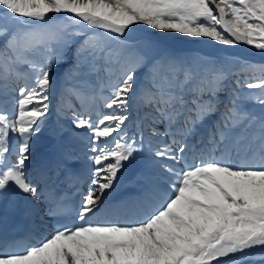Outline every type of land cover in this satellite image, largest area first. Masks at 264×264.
I'll return each instance as SVG.
<instances>
[{
	"label": "snow or ice",
	"instance_id": "obj_1",
	"mask_svg": "<svg viewBox=\"0 0 264 264\" xmlns=\"http://www.w3.org/2000/svg\"><path fill=\"white\" fill-rule=\"evenodd\" d=\"M62 13L70 24L52 23L50 14ZM137 23L223 45L243 42L264 53V0H0V194L15 188L48 199L29 182L27 167L31 141L49 111L53 72L72 38L83 37L65 79L103 68V107L112 110L94 120L86 101L95 97L78 85L63 88L62 98L75 97L83 109H73L72 124L90 134L95 165L75 209L81 223L58 227L22 250H0V264H233L237 254L246 257L264 246V76L237 78L227 102L221 101L234 75L224 64L163 57L149 62L120 39ZM244 101L262 111H251ZM133 103L148 109L151 137L171 138L150 149L166 186L153 190L152 204L135 224L90 223L124 163L144 148L143 131L138 138L127 130ZM217 113L206 142L201 140L200 163L187 164L186 153L196 148L189 139ZM158 124L165 125L163 132ZM181 161L182 169L176 167ZM67 163H73L70 157ZM59 208L50 205L47 214L55 217Z\"/></svg>",
	"mask_w": 264,
	"mask_h": 264
},
{
	"label": "bare ground",
	"instance_id": "obj_2",
	"mask_svg": "<svg viewBox=\"0 0 264 264\" xmlns=\"http://www.w3.org/2000/svg\"><path fill=\"white\" fill-rule=\"evenodd\" d=\"M131 31H127L125 36L121 39L134 42L137 36H143L158 42V46L167 44L172 49L181 52L199 53L204 56L213 57L217 53L223 55H230L232 57L240 58L241 60L253 64L264 63V53L255 49L254 45H247L243 42H237L235 45H223L219 42H213L210 38H197L188 39L181 36L161 37L159 33H154L146 28L130 26ZM23 71V70H21ZM60 67L53 72V88L50 99L54 100L53 103H58L61 106V100L58 101V96L61 97V89L58 85V78ZM139 85V79L137 80ZM89 85V84H87ZM81 89V88H80ZM87 88L81 91L88 97H95V100H88L86 104L89 106L90 111L93 113L95 120L97 115L109 113L112 110L103 107L104 97L107 93L102 87L98 91L86 92ZM106 92V93H105ZM105 93V94H104ZM65 103L60 108V112L66 114L68 118H73L70 114V109H75L83 114V109L80 107V102L75 97L64 95ZM63 101V100H62ZM135 104V103H133ZM11 107V106H10ZM137 107L141 110V123L146 124L145 128L149 129V121L145 118L147 108L140 107L138 104L132 105L129 115L130 119L126 122H136L133 118V108ZM222 109V108H221ZM251 111L259 114L262 109L256 105ZM219 116V113H218ZM218 119V117H216ZM210 118L205 124L198 129L197 136L189 139V144H195L194 150L190 149L186 155L185 160L189 165L200 163L201 148L207 140L208 133L215 120ZM71 121V120H70ZM54 124L48 128L50 139L47 141L41 134H37L31 141V150H35V160L31 164L33 167H27V177L30 181H37L39 183L38 190L44 192L45 196L51 198L55 192L60 188L69 187L72 184L73 173H76L78 185L83 180V193L87 191L90 182L87 180L92 178V171L95 165L89 159L93 153L91 152L90 134L85 130L76 129L74 126L57 125L55 120ZM156 127L163 132L165 126L160 124ZM175 129H173L174 131ZM148 132V131H147ZM138 137V135H137ZM170 137H151L150 132L144 131V148L142 153L147 154L148 161H143L141 157L136 156L134 162L124 164V167L118 172L117 178L114 182L113 188L107 190L105 195L107 199L101 204L100 211L94 216L89 218V222L96 224L117 223L122 225L135 224L140 221L152 204L148 198L157 187L166 186V181L160 177L159 164L153 161L150 149H154L155 145L161 140L170 142ZM179 139V137H177ZM18 143V141H14ZM103 146V145H101ZM112 147L113 145H109ZM90 148V149H89ZM70 157L73 161L71 165L67 163V158ZM207 159V155L203 157ZM185 161H181L177 168H183ZM85 180V181H84ZM49 191V192H48ZM17 194L20 198L24 199L27 203V213L25 218L28 222L29 233L32 237L37 238L39 241L48 237L52 232L49 226L48 218L41 210L44 198L41 196L25 195L17 191L15 188L9 189L6 193L0 194V207L10 200L12 194ZM81 223V222H80Z\"/></svg>",
	"mask_w": 264,
	"mask_h": 264
},
{
	"label": "rangeland",
	"instance_id": "obj_3",
	"mask_svg": "<svg viewBox=\"0 0 264 264\" xmlns=\"http://www.w3.org/2000/svg\"><path fill=\"white\" fill-rule=\"evenodd\" d=\"M63 17L53 18L52 23L57 24V25H69L70 21L67 19H64ZM133 26L146 28L147 30H151L154 33H159V35L161 37H165V38L170 37V36H181V37L188 38V39L189 38L194 39L193 37H188V36L180 34V33H175L174 31H171V30L164 31V30L151 29L142 23H137ZM63 35H64L65 39H68L67 33H64ZM82 39H83V37H75V38H72V42L69 43V46L67 47L66 53H65V60L59 66L60 70H62V66H63L62 73L60 71L61 75L59 73V75H60L59 82H60L61 86L66 85L65 87H71L72 85H78L81 89H83V88L85 89L88 86L89 90H86V92L93 93L94 91H98V89L100 88V87H98L99 82H100V79L98 77L99 73H92V74L86 76V77H88V79L91 80L92 86L89 83H87L89 85L86 84L85 87L82 86L84 84H82L81 82L86 80L85 76H75V77H71L67 80L65 79V73L68 71V69L73 67L74 63L77 60V47L79 45V42ZM195 39H197V38H195ZM125 41H128V40H125ZM213 42H215V41H213ZM126 44L130 46V48H129L130 51L143 54L148 59L149 62L154 60L153 59L154 57H155V59L163 57V58L175 59L176 61L183 62V63H195V62L200 63V62L208 61V62H214V63H218V64H220V63L224 64L234 74L226 82L225 91L220 94V100L224 101V102H227L229 92L235 87L234 82L237 78H239L243 82V80L246 77L258 79L259 77L264 76V63L253 64V63L245 62V61L241 60L240 58L232 57L230 55H223V54L217 53L216 56H213V57L207 56L206 57V56H202L199 53L177 52L174 49H172L171 47H169L167 44H162V45L158 46L157 41H152V40L144 39V38L143 39H137V41L133 42V43L127 42ZM156 53H157V56L155 55ZM86 56H87V53L82 52L80 55L81 60L83 61L86 58ZM244 64L251 65L252 67L242 70V66ZM21 70L26 71V68L24 66H21ZM142 71L143 72H140V71L138 72V76H139L138 79L140 78L139 85H140V82L142 83V80L144 81L145 71L144 70H142ZM92 77L94 78V83H93ZM98 79H99V81H98ZM105 80H106V73H105ZM22 82L23 81H21V83ZM9 86L10 87H18V85L14 84L12 81H9ZM61 86L59 85V87L62 89ZM95 88H97V89H95ZM102 88L103 89L105 88L104 85H102ZM104 91L108 92V90H105V89H104ZM244 91L245 92L250 91L252 93L258 92V90H247V89H245ZM106 95H108V93ZM3 99H4V97L0 96V100H3ZM59 99L61 100V106L58 103H53L54 100L50 99V107H49V111L47 113V116L45 118H42L43 123H42L41 131L39 132V134H41L47 141L51 138L49 133H48V128L50 126H52V124H54L53 120H55V123L59 126L60 125L68 126V127L71 125L73 126L72 118L70 119L66 116V114H63L60 112V108L65 103V98L64 97L62 98V96L61 97L58 96V101H60ZM244 102L246 103L247 107L252 106L250 108V110L253 107H255L256 105H258L254 102H249V101H244ZM134 105H136V103L133 104V106ZM7 108L10 112L14 111L15 105H14V101L11 100V98H9V100H8ZM72 108L73 107H71V109L69 111H70V114L73 115V109ZM220 109H221V111L223 110V104L220 105ZM132 113L134 114L133 118H135L137 121L135 123L134 122L127 123V130L129 132V135L130 136L131 135H138V138H139V133L141 132V130L143 131V135H144V131L146 133H149L150 132L149 129L145 128L146 124L141 123V126L138 125V122L140 123V120H141V110L138 109L137 107H135V108H133ZM216 117H219L218 113L211 118H214L213 120H215V119H217ZM160 125L163 126L164 124H160ZM31 151H32V155H31V158L28 162V167L34 166L31 163L34 162V160H35L34 156H35L36 152L33 149ZM138 154H139V157H141V159H143V161L145 160V161L150 162L147 154H145V153L143 154L142 151L137 153L136 156H138ZM134 160L135 159H133L130 162H125L124 164L131 165L134 162ZM27 172H30V171L28 170ZM35 181L34 182L30 181V182L32 184L36 185L37 182H35ZM88 181L90 182L89 179H88ZM105 199L106 198L104 196L103 201H105ZM248 253L249 254L246 257H241L239 254H237V256L234 258L233 264H264V246H255L254 248L248 250Z\"/></svg>",
	"mask_w": 264,
	"mask_h": 264
},
{
	"label": "water",
	"instance_id": "obj_4",
	"mask_svg": "<svg viewBox=\"0 0 264 264\" xmlns=\"http://www.w3.org/2000/svg\"><path fill=\"white\" fill-rule=\"evenodd\" d=\"M52 17L55 16V17H59L61 15H64L63 13L62 14H50ZM137 37H143V36H137Z\"/></svg>",
	"mask_w": 264,
	"mask_h": 264
}]
</instances>
